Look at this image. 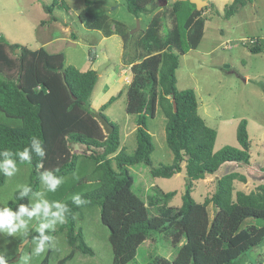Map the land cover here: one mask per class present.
Returning a JSON list of instances; mask_svg holds the SVG:
<instances>
[{"label":"trees","instance_id":"trees-1","mask_svg":"<svg viewBox=\"0 0 264 264\" xmlns=\"http://www.w3.org/2000/svg\"><path fill=\"white\" fill-rule=\"evenodd\" d=\"M159 1L162 0H124L127 10L138 18L151 14L159 7ZM251 1L234 0L226 5L223 16H232L240 6ZM210 5L214 7V3ZM55 8L68 10L69 5L65 0H53L50 5H44L51 19L57 21ZM203 12L204 9L198 10L190 1L176 0L171 4L170 14L174 19L171 31L162 35L160 11L145 27L138 42L143 54L129 63L132 79L126 89V110L136 115L137 146L131 153L121 147L119 125L104 113L122 91L111 96L98 110L113 125L112 133L107 134L95 118L91 102L99 77L97 70L81 71L66 64L62 53H52L44 47L34 51L22 47L21 54L16 55V63L6 46L15 52L20 45L6 39L0 42V111L21 121L20 126L0 122V152L9 150L17 166H30L29 183L25 186L32 189L23 198L20 197L22 188L17 189L7 208L15 212L22 204L33 206L30 200L40 190L41 172L53 171L62 179L56 189V202L67 206L66 222L61 229H66L72 250L59 264L72 260L77 251L93 252L77 218L83 208L92 206L100 207L101 221L110 229L115 255L113 264L134 260L139 247L154 235L171 238L178 247L177 254L172 260L157 255L145 264H246V252L264 239V225H245L249 218L264 219V183L251 192L235 191L234 181H244L246 176L231 172L217 179L215 191L203 202H196L192 196L194 182L215 174L224 163L249 165L251 162L248 121L239 122V147L226 145L215 151L217 132L199 114L195 90L177 87L180 55L197 48L203 37ZM79 18L87 28L99 30L106 37L117 33L123 45L130 39L129 33L111 28L106 14L90 17L83 10ZM249 47L252 52L259 53L264 50V42L258 39ZM89 58L95 62L96 54L91 51ZM260 86L264 91V83ZM158 106L167 120L166 142L174 158L170 164L154 166L151 159L154 144L148 119L156 116ZM34 137L45 151L43 158L31 150ZM28 147L31 163L21 162L15 153ZM77 147L83 152L77 153ZM3 159L0 156V161ZM138 163L151 166L154 177H172L185 167L187 181L183 204L179 207L168 204L176 191H152L147 199L135 193V179L129 166ZM77 169L84 171L82 176L67 178ZM6 178L0 171V186L5 184ZM86 185L90 188L84 190ZM77 194L86 201L79 207L72 201ZM67 195L69 198L64 199ZM211 203L215 208L212 221L208 213ZM46 234L53 237L51 231L46 230ZM38 237L36 231L30 240ZM50 256L51 248H48L41 264H49ZM5 259L8 264L11 262Z\"/></svg>","mask_w":264,"mask_h":264},{"label":"rangeland","instance_id":"rangeland-1","mask_svg":"<svg viewBox=\"0 0 264 264\" xmlns=\"http://www.w3.org/2000/svg\"><path fill=\"white\" fill-rule=\"evenodd\" d=\"M69 9L55 8L57 21L51 19L44 5H50L53 0H0V42L6 39L9 43H18L20 49L34 51L44 47L49 52L63 54L66 64L73 65L81 71L98 70L106 65L100 74L91 96L94 109L106 103L111 96L122 94L104 111V113L120 127L121 147L131 153L137 146L135 136L136 115L129 114L127 106V84L131 81V66L128 64L143 54L138 46L145 27L151 17L160 11L161 33L166 35L174 27L171 16V4L176 0L159 1V7L151 14H142L139 18L131 14L124 0H65ZM234 0H208L213 6H203L205 20L204 34L197 48L190 49L180 55L179 67L176 71L177 87L180 90L193 88L199 103V114L206 124L217 132L215 151L229 145L239 147L237 128L242 119L248 121V132L251 140V162L249 165L226 162L215 174L196 180L192 188V196L196 202H203L216 189L217 179L231 172H238L246 179L234 181L235 191L251 192L264 183V91L260 83H264V50L254 53L250 50L251 39L264 42V0H252L232 16L225 18L226 5ZM167 7L168 9L162 10ZM86 10L90 17L106 14L114 31L129 33L130 39L123 45L122 38L114 33L104 36L99 30L87 28L80 20L81 11ZM139 25V26H138ZM249 45V46H248ZM9 55L17 62L15 49L6 46ZM96 54V63L89 58V53ZM124 63V65H123ZM124 66V67H123ZM124 76L119 80L121 69ZM127 83V84H126ZM166 117L160 106L156 116L148 119V129L152 134L154 150L151 154L154 166L173 162V152L166 142ZM0 122L11 126H20L17 118L6 116L0 111ZM77 153L83 149L77 147ZM80 164V160H79ZM79 168V166H78ZM134 176L135 193L147 199L153 191L176 194L169 201L170 206L179 207L183 204V194L186 189L187 175L185 167L172 177H154L151 166L138 163L129 166ZM84 171H77L67 178ZM30 166H17L16 173L0 186V210L7 208L13 199L14 192L29 183ZM65 178V180L67 179ZM86 185L84 190L89 189ZM154 189V190H153ZM83 190V191H84ZM40 195L31 197V204L47 200L50 204L58 201L57 193L48 191L43 183L40 185ZM71 195V194H70ZM69 198L67 195L64 199ZM52 212L57 211L51 208ZM152 213H156L152 209ZM210 221L214 218L215 208L209 204ZM41 218L43 213L41 212ZM78 226L83 228L87 244L93 252L75 253L72 260L66 264H113L114 250L110 241V229L101 221L100 207H85L77 214ZM27 220V217H22ZM52 219L51 216L43 218ZM66 222V220H65ZM57 224L54 229H46L53 233L49 247L51 256L49 264H59L67 256L72 247L67 242L65 224ZM40 221L33 217L28 224L27 233L18 232L8 235L0 233V255L11 262L21 264L23 255H32L30 264H41L46 256L34 255L36 239L30 237L37 231ZM264 225V219L249 218L245 225ZM176 244L164 235H154L148 238L138 249L136 258L127 264H145L157 255L172 260L177 254ZM246 264H264V239L245 254ZM262 261V262H261Z\"/></svg>","mask_w":264,"mask_h":264},{"label":"clouds","instance_id":"clouds-1","mask_svg":"<svg viewBox=\"0 0 264 264\" xmlns=\"http://www.w3.org/2000/svg\"><path fill=\"white\" fill-rule=\"evenodd\" d=\"M31 141V150L35 152L36 156L43 158L45 156V151L40 147V144L36 142V138H32ZM13 155L14 154L9 150L0 152V156L4 157V159L0 161V171H2L5 176L11 177L17 171V163L11 158ZM15 155L19 156L21 162L31 163L32 156L30 155L29 147L25 148L22 152L15 153ZM56 171H58V169ZM39 179L47 186L48 191L51 192H55L62 183V179L53 171L41 172L39 174ZM30 192H32L30 186H23L20 191V197L23 198L28 196ZM35 195H40V193H35ZM72 201L78 207L86 203L79 194L74 195ZM53 207L56 208L57 211L52 212L51 208ZM66 211V205L60 202H52L50 204L47 200L36 202L31 207L22 204L15 212L5 208L0 210V233L6 232L8 235H14L18 232H23L26 234L29 222L33 217L37 218L40 221L37 229L39 237L36 238L34 255L39 256L46 252L50 244L49 242L52 239L50 235L46 234V229H54L57 221H59L60 224L64 223L66 219L64 213ZM41 212L43 213V218L51 216L52 219L45 220L41 218ZM22 217H27L28 219L25 220L22 219ZM31 259L32 255H23L21 257V264H30ZM0 264H8L3 255H0Z\"/></svg>","mask_w":264,"mask_h":264},{"label":"water","instance_id":"water-1","mask_svg":"<svg viewBox=\"0 0 264 264\" xmlns=\"http://www.w3.org/2000/svg\"><path fill=\"white\" fill-rule=\"evenodd\" d=\"M182 1H190L191 3L195 4L198 10H201L203 6H206L208 4L207 0H182ZM167 3L166 0H164L163 3H161V5H165ZM139 26V25H138ZM16 52L18 54H21V49L20 48H16ZM106 65H102L99 67V69L97 70L98 74H100L102 72V69L105 67ZM174 107L176 109V103H174ZM93 114L95 116V118L101 123L102 127L104 128L105 133L110 134L113 131V125L110 123V121L97 109H93Z\"/></svg>","mask_w":264,"mask_h":264},{"label":"crops","instance_id":"crops-1","mask_svg":"<svg viewBox=\"0 0 264 264\" xmlns=\"http://www.w3.org/2000/svg\"><path fill=\"white\" fill-rule=\"evenodd\" d=\"M208 1V0H207ZM53 53V52H52ZM93 63H96V61L95 62H93ZM123 65H124V63H123ZM129 66H131V64H128ZM124 67V66H123ZM122 70H123V68L121 69V72H120V77H119V80L120 81H122V78H123V76H124V71L122 72ZM132 79V78H131ZM127 84V83H126ZM128 85V84H127ZM134 130L136 129V127H134L133 128ZM135 132V131H134ZM262 262V261H261Z\"/></svg>","mask_w":264,"mask_h":264},{"label":"built area","instance_id":"built-area-1","mask_svg":"<svg viewBox=\"0 0 264 264\" xmlns=\"http://www.w3.org/2000/svg\"><path fill=\"white\" fill-rule=\"evenodd\" d=\"M257 41V39H251V42L252 43H254V42H256Z\"/></svg>","mask_w":264,"mask_h":264}]
</instances>
